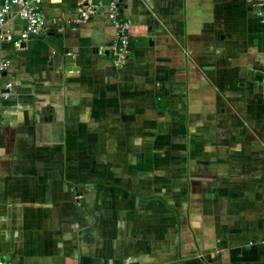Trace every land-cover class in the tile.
<instances>
[{
  "label": "crops",
  "instance_id": "1",
  "mask_svg": "<svg viewBox=\"0 0 264 264\" xmlns=\"http://www.w3.org/2000/svg\"><path fill=\"white\" fill-rule=\"evenodd\" d=\"M115 1L129 47L109 48ZM97 6L77 21L85 3ZM0 40L6 264H264V22L253 0H41ZM21 22H10L18 35ZM73 60L65 62L66 54ZM76 57L78 62H76Z\"/></svg>",
  "mask_w": 264,
  "mask_h": 264
},
{
  "label": "built area",
  "instance_id": "2",
  "mask_svg": "<svg viewBox=\"0 0 264 264\" xmlns=\"http://www.w3.org/2000/svg\"><path fill=\"white\" fill-rule=\"evenodd\" d=\"M258 7L264 22V0H253ZM41 0H0V40L11 43L14 48H19L23 42L39 37L45 31V18L42 15ZM97 6L92 2L84 4L77 17V21H88L97 11ZM109 21L116 26L115 38L111 41L109 48L117 56H124L127 52L128 24L120 16V8L115 1L108 5ZM21 22L18 35L14 37L9 30L11 21ZM11 60L6 58L0 60V74L10 67ZM9 92L0 90V99L8 98ZM0 264H6L0 258Z\"/></svg>",
  "mask_w": 264,
  "mask_h": 264
},
{
  "label": "water",
  "instance_id": "3",
  "mask_svg": "<svg viewBox=\"0 0 264 264\" xmlns=\"http://www.w3.org/2000/svg\"><path fill=\"white\" fill-rule=\"evenodd\" d=\"M50 24H51L50 22L45 21V25H50ZM69 60H73V55L67 53L65 55V62H68ZM75 60H76V62H78L77 57Z\"/></svg>",
  "mask_w": 264,
  "mask_h": 264
}]
</instances>
